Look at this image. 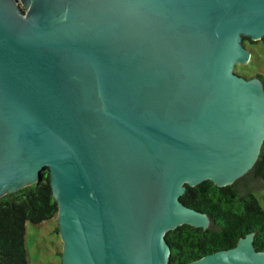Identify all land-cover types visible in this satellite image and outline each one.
I'll use <instances>...</instances> for the list:
<instances>
[{
  "label": "water",
  "instance_id": "95a60500",
  "mask_svg": "<svg viewBox=\"0 0 264 264\" xmlns=\"http://www.w3.org/2000/svg\"><path fill=\"white\" fill-rule=\"evenodd\" d=\"M263 36L264 0H0V198L47 166L61 264H169L211 223L186 186L259 157L264 85L234 69ZM254 236L184 264H264Z\"/></svg>",
  "mask_w": 264,
  "mask_h": 264
},
{
  "label": "trees",
  "instance_id": "16d2710c",
  "mask_svg": "<svg viewBox=\"0 0 264 264\" xmlns=\"http://www.w3.org/2000/svg\"><path fill=\"white\" fill-rule=\"evenodd\" d=\"M243 37V44L249 45ZM238 72V71H237ZM247 76V75H246ZM50 171L40 180L0 198V264H28L25 247L26 223L39 224L58 214ZM264 190V143L254 166L230 185L205 180L186 186L180 200L208 215L207 228L182 224L166 233L171 247L169 264H184L205 255L234 247L241 237L255 233L254 247L264 251V208L255 192Z\"/></svg>",
  "mask_w": 264,
  "mask_h": 264
},
{
  "label": "rangeland",
  "instance_id": "374dc122",
  "mask_svg": "<svg viewBox=\"0 0 264 264\" xmlns=\"http://www.w3.org/2000/svg\"><path fill=\"white\" fill-rule=\"evenodd\" d=\"M246 40L252 57L245 64H237L235 70L249 77L256 75L264 85V36L259 40ZM256 197L264 208V190L256 191ZM25 247L28 264H61L64 241L58 214L39 224L26 223Z\"/></svg>",
  "mask_w": 264,
  "mask_h": 264
},
{
  "label": "flooded vegetation",
  "instance_id": "af4514ba",
  "mask_svg": "<svg viewBox=\"0 0 264 264\" xmlns=\"http://www.w3.org/2000/svg\"><path fill=\"white\" fill-rule=\"evenodd\" d=\"M20 6H21L22 11L25 12V10H26L25 6L22 5V4H20ZM250 57H252V54H251ZM234 72L237 73L238 75L244 76V77H246V78H250L248 75L246 76V75H245L244 73H242V72H237L235 69H234ZM253 76H256V75H253ZM253 76H251V77H253ZM209 226H210V225H209Z\"/></svg>",
  "mask_w": 264,
  "mask_h": 264
}]
</instances>
